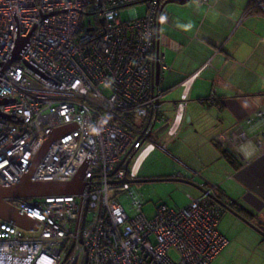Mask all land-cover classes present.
<instances>
[{"label": "built area", "instance_id": "built-area-1", "mask_svg": "<svg viewBox=\"0 0 264 264\" xmlns=\"http://www.w3.org/2000/svg\"><path fill=\"white\" fill-rule=\"evenodd\" d=\"M163 1L0 0V187L18 182L62 127L31 180L68 181L84 166L80 192L8 199L38 226L25 230L0 219V264H212L227 244L216 186L147 215L123 181L137 178L133 159L145 141L158 145L152 131L164 121L160 79L167 66L155 43ZM260 121L257 134L237 126L241 152L254 138L264 143V104L244 123Z\"/></svg>", "mask_w": 264, "mask_h": 264}, {"label": "crops", "instance_id": "crops-1", "mask_svg": "<svg viewBox=\"0 0 264 264\" xmlns=\"http://www.w3.org/2000/svg\"><path fill=\"white\" fill-rule=\"evenodd\" d=\"M258 2L264 0L192 3L186 17L177 13L180 28L160 29L164 121L152 131L158 145L145 141L137 156L144 160L164 142L171 160L168 171H142L146 159L134 168L137 182H179L192 196L216 186L214 197L233 212L222 207L219 230L228 242L212 264H264V143L254 138L241 152L233 138L240 124L250 134L262 124L244 123L264 104V9ZM181 100L184 108L177 111Z\"/></svg>", "mask_w": 264, "mask_h": 264}, {"label": "water", "instance_id": "water-1", "mask_svg": "<svg viewBox=\"0 0 264 264\" xmlns=\"http://www.w3.org/2000/svg\"><path fill=\"white\" fill-rule=\"evenodd\" d=\"M188 1L190 0H164L160 5L159 12H161L164 9L165 4L167 3L173 2V3H178V4H184ZM23 43L24 42L19 43L17 45L16 49L13 52L12 58L7 62V64L19 57V51ZM155 43L157 47L161 45V33H160V23L159 22L157 23L156 30H155ZM154 74H155V82L159 83L160 65H156L154 69ZM161 103H162V100H160V104ZM151 119H152L151 116H149L148 121H150ZM154 123L155 122L153 119V122L150 127L151 129H153ZM62 129H64V127L56 129L45 140L44 144L42 145L40 150L37 152L30 168L18 182H16L15 184L9 187H0V219L7 220V221H13L18 227L25 229V230L36 229L38 226V221L32 219L31 217L27 215L20 214L17 211L16 207L11 202H9L8 199H16L20 197H42L46 195L68 194V193L82 191L83 186H84V182L82 179L84 166H82L73 176V178L68 181H53V180L33 181L31 180V173L33 172L35 167L38 165L43 153L46 151L50 143L53 141L56 135H58V133L61 132ZM150 180H156V179H144L142 181H150ZM123 181L132 183V182H137L141 180L125 178ZM213 199L218 204H220L221 207H224L225 209H230L226 204H224L219 199L215 197H213ZM230 211L232 210L230 209Z\"/></svg>", "mask_w": 264, "mask_h": 264}, {"label": "rangeland", "instance_id": "rangeland-1", "mask_svg": "<svg viewBox=\"0 0 264 264\" xmlns=\"http://www.w3.org/2000/svg\"><path fill=\"white\" fill-rule=\"evenodd\" d=\"M199 2L197 0H190L188 3L185 4H174L173 2L167 3L163 9V15L168 17V21H161V31L165 32H175V29L180 28V22L177 18V13L180 14V18L187 16V8L189 4ZM202 3V2H201ZM134 8L139 15H142L145 6L144 4H135ZM121 17L123 19L128 18L129 12L128 8H124L120 10ZM163 77V74L161 75ZM164 97V96H163ZM161 111H165L164 107L161 108ZM172 111V110H171ZM159 124V123H157ZM158 125H156L157 127ZM155 127V128H156ZM155 130V129H154ZM171 150V148L169 147ZM177 153V152H175ZM140 156L133 159V166L137 170L138 167H141V163L144 161L142 165V171H154L155 173L159 170L161 171H168L165 168V164L171 160V156L168 155L167 151L158 149L156 152L151 154L149 157L142 159L140 157V161L138 158ZM163 168V169H162ZM130 188H132L139 198L142 199L144 202L143 210L147 215H150L154 212L155 205L158 204H165L171 208H178L186 205L188 203V193L186 192L187 188L184 187L182 183L175 182V181H159V180H150V181H143V182H132L129 183ZM128 202L124 201V205ZM223 218V216H222ZM220 223V222H219Z\"/></svg>", "mask_w": 264, "mask_h": 264}, {"label": "flooded vegetation", "instance_id": "flooded-vegetation-1", "mask_svg": "<svg viewBox=\"0 0 264 264\" xmlns=\"http://www.w3.org/2000/svg\"><path fill=\"white\" fill-rule=\"evenodd\" d=\"M214 197V196H213Z\"/></svg>", "mask_w": 264, "mask_h": 264}]
</instances>
